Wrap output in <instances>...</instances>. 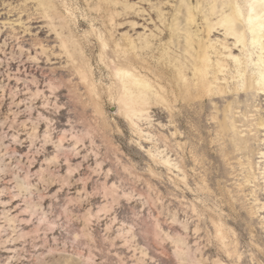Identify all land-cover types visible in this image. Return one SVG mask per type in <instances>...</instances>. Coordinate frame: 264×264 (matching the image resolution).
<instances>
[{"label": "rangeland", "instance_id": "374dc122", "mask_svg": "<svg viewBox=\"0 0 264 264\" xmlns=\"http://www.w3.org/2000/svg\"><path fill=\"white\" fill-rule=\"evenodd\" d=\"M37 1L0 0V264H264V92L254 80L264 51L220 28L204 37L205 22L227 13L223 0H111L112 30L110 6L98 17L91 0H50L66 22L54 21L59 36ZM175 17L179 45L188 29L212 43L213 61L232 52L213 85L225 92L177 102L174 117L153 110L138 134L110 101L108 65L125 38L139 46ZM152 42L151 61L169 40Z\"/></svg>", "mask_w": 264, "mask_h": 264}, {"label": "bare ground", "instance_id": "6f19581e", "mask_svg": "<svg viewBox=\"0 0 264 264\" xmlns=\"http://www.w3.org/2000/svg\"><path fill=\"white\" fill-rule=\"evenodd\" d=\"M243 1L246 4V8L241 11L236 4V0H223V5H226L228 9L227 13L218 16V19L214 22L210 20L205 22L204 37L208 40L213 30H218L220 28V30L224 31L225 36L234 39V45L239 44L244 46L248 41L252 46H259L260 49L264 51V43H262V39H264V5H261L260 0ZM37 3L40 8L41 17L48 25L47 28L49 27L56 36H59L60 34L56 31V27L62 26L63 28V26H66V22L62 17L63 15L61 16L57 13L56 3L50 0H38ZM116 4L117 2L111 0H91L90 3L94 15L98 17L103 13L104 7L107 8L110 6V10L106 12V17H108L110 22L111 28L109 29L111 30L116 26L114 22L116 13L113 9ZM111 6H113V8H111ZM160 17L161 14L158 15V18ZM56 20H59L57 21V26L54 22ZM160 20L162 19L160 18ZM177 20V17H175L173 19V25L161 30L156 37H152V39L148 40L146 39V41L139 44V46L134 40L126 38L125 40H127V43L122 46H119L116 41L114 42L116 43L115 47L117 48L119 46V49L115 51L114 56L112 55L114 60H111L112 62H110L108 66L112 71V74L110 71V75L113 76L111 78L115 80V89H113L114 94H108H110V101L113 102L116 107V114L123 118L130 126L135 127L138 130V134L142 133L138 123L142 121L149 122V114H151L153 110L161 109V112L163 111L167 113L168 116L174 117L175 113L173 107L177 102L184 106H189L193 101H205L215 94L225 92L223 88H219L217 91L213 90V85L216 84L219 78L218 75L225 72L228 61L235 58L232 52L230 51L225 56L219 53V56H216L213 61L209 55V50L213 49L212 43L208 45L203 37L196 38L188 29H185L181 36L183 45H179L178 40L180 34L177 32ZM38 22L43 21L41 20ZM239 22L242 23L240 27L238 26ZM186 23L188 26L195 23L194 11H192V9L187 10ZM130 26V28H132L131 30L139 28L135 23H132ZM165 37L168 38L169 43L155 48L157 50L156 60H148L144 55L150 52L153 53L154 47L152 41L154 38L161 41ZM57 38L58 37H56V39ZM98 39L101 43V45H99L103 48L106 46V40H110L109 38L103 40L101 37H98ZM175 40L177 41L176 44L174 43ZM109 44H111V42ZM59 45L60 48L65 51L64 54L66 58L73 61L74 57L72 56V52L67 47V39H61ZM175 47L179 49L176 55H174ZM223 49H227V46L224 45ZM109 52H105L106 54L104 53L103 55L106 56L108 54L109 56ZM78 57L80 58V55ZM79 58L75 59L78 60ZM108 58H110V56ZM250 61V56L246 55L241 63L239 61L234 62L236 71L239 75H241L243 69L247 67ZM256 62L258 65L262 66H260V70L254 80L258 83L256 87L257 91L262 93L264 92V57L261 55L258 56ZM75 64L77 65H75L74 69L79 67L78 63ZM78 72V76H80L81 80L87 81V79L90 78L87 76L88 74H86V71L80 70ZM210 72H212L211 79L208 78ZM222 80H224V78H222ZM86 83L87 82L84 84ZM92 83L90 85H94ZM248 84L249 85L245 87V89L253 86L250 83ZM92 92H94V88ZM161 112L159 115L162 114ZM194 156L195 155H193L194 161H197L198 159ZM161 161L168 169L174 167L179 170L180 168L178 164L172 165L169 158L162 159ZM214 226L217 237L220 242L224 244L221 225L214 223ZM217 264L223 263L218 262Z\"/></svg>", "mask_w": 264, "mask_h": 264}, {"label": "snow or ice", "instance_id": "6c2138e0", "mask_svg": "<svg viewBox=\"0 0 264 264\" xmlns=\"http://www.w3.org/2000/svg\"><path fill=\"white\" fill-rule=\"evenodd\" d=\"M261 5H264V0H260Z\"/></svg>", "mask_w": 264, "mask_h": 264}, {"label": "water", "instance_id": "95a60500", "mask_svg": "<svg viewBox=\"0 0 264 264\" xmlns=\"http://www.w3.org/2000/svg\"><path fill=\"white\" fill-rule=\"evenodd\" d=\"M111 110H113V107H111Z\"/></svg>", "mask_w": 264, "mask_h": 264}]
</instances>
